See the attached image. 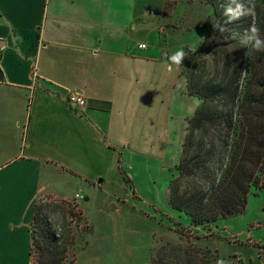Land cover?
I'll list each match as a JSON object with an SVG mask.
<instances>
[{
	"label": "crops",
	"instance_id": "0c3cea01",
	"mask_svg": "<svg viewBox=\"0 0 264 264\" xmlns=\"http://www.w3.org/2000/svg\"><path fill=\"white\" fill-rule=\"evenodd\" d=\"M182 1L0 0V264H31L41 194L70 196L54 189L53 164L106 186L127 145L138 150L148 134L150 96L157 117L176 96L195 98L179 91L171 57L209 29L194 45L183 41L208 23L200 25L195 0H184L194 15L182 21ZM71 92L86 97L84 112L70 108ZM252 242L241 259L264 264V242Z\"/></svg>",
	"mask_w": 264,
	"mask_h": 264
},
{
	"label": "rangeland",
	"instance_id": "374dc122",
	"mask_svg": "<svg viewBox=\"0 0 264 264\" xmlns=\"http://www.w3.org/2000/svg\"><path fill=\"white\" fill-rule=\"evenodd\" d=\"M207 1L210 0H195V15L199 16L200 25L201 21L208 25H201L191 32L185 30L187 35L182 39L188 44L194 45L196 35L208 29L210 32L215 17L213 6ZM228 2L225 5L229 4L232 21L237 23L241 20V12L244 13L240 3L244 0ZM189 8L183 0L177 10L184 22L194 15ZM165 9L169 10L168 7ZM156 16L155 12V16L149 17ZM241 35L243 40L248 39L246 34H237L233 38L238 36L241 40ZM201 44L196 48L187 47L182 52L190 50L194 53ZM212 58L207 55L196 65L198 74L205 78L210 76ZM176 66L181 71L179 91L188 94V81L183 72L193 67ZM175 74L176 71L170 75L175 78ZM171 77L166 78L165 91ZM167 93L165 101H168ZM150 97L148 124L144 125L148 127V134L144 135L138 150H128L127 145L125 162H118L115 176L111 175L108 185L96 187L97 182L92 183L81 174L74 175L71 165H64L62 169L60 164H53L54 189L70 196L59 199L43 193L37 206L43 209L56 232L60 249L65 248L62 264H245L241 259V252L245 251L242 244L250 239L254 241L251 245L261 246L263 244L256 241L264 242V190L249 197L243 214L220 219L205 228L194 227L188 216L171 207L169 183L177 176L176 167L182 156L189 120L200 101L196 97L176 96L171 106L166 104L164 112L162 107L157 111L160 113L157 117L156 105ZM122 172L123 178L127 176L129 179L124 185H121ZM76 189L84 195L80 203L73 201L78 193ZM33 230L36 239L42 242L44 237L40 226ZM34 252L31 264H40L42 254L37 249Z\"/></svg>",
	"mask_w": 264,
	"mask_h": 264
},
{
	"label": "trees",
	"instance_id": "16d2710c",
	"mask_svg": "<svg viewBox=\"0 0 264 264\" xmlns=\"http://www.w3.org/2000/svg\"><path fill=\"white\" fill-rule=\"evenodd\" d=\"M228 1H207L215 17L210 32L178 64L193 67L183 73L189 94L200 104L189 120L177 176L169 183V202L198 228L243 214L249 197L264 190V50L256 49L257 41L264 49V0L240 2L244 13L237 23ZM237 34L248 39L233 38ZM207 55L213 57V70L205 78L196 65ZM124 180L129 182L127 176ZM37 225L46 244L34 235L32 256L37 249L43 255L40 264H62L65 248L60 249L56 232L36 205L33 228Z\"/></svg>",
	"mask_w": 264,
	"mask_h": 264
},
{
	"label": "built area",
	"instance_id": "2783aa9c",
	"mask_svg": "<svg viewBox=\"0 0 264 264\" xmlns=\"http://www.w3.org/2000/svg\"><path fill=\"white\" fill-rule=\"evenodd\" d=\"M146 15L147 16H154L155 12L152 11L151 9H148L146 11ZM145 47L146 46L144 44L138 45L139 49H145ZM0 61H1V48H0ZM67 100H68L70 108L77 113L84 112L87 108V105H88L86 97L80 92H71L68 95ZM83 199H84V195L82 193L78 192L74 195L73 201L75 203H80V201H82ZM33 264H35V262Z\"/></svg>",
	"mask_w": 264,
	"mask_h": 264
},
{
	"label": "clouds",
	"instance_id": "9594fccd",
	"mask_svg": "<svg viewBox=\"0 0 264 264\" xmlns=\"http://www.w3.org/2000/svg\"><path fill=\"white\" fill-rule=\"evenodd\" d=\"M250 31H252L253 33H257V32H259V29L252 27L250 29ZM256 49H257V51L264 50V49H260V42L259 41H257ZM183 55H184L183 52H181L179 55H173L171 57V60L178 65L181 62Z\"/></svg>",
	"mask_w": 264,
	"mask_h": 264
}]
</instances>
